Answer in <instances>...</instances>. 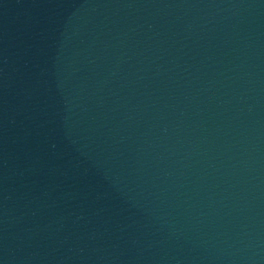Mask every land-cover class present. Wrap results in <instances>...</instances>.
<instances>
[{"label":"water","instance_id":"95a60500","mask_svg":"<svg viewBox=\"0 0 264 264\" xmlns=\"http://www.w3.org/2000/svg\"><path fill=\"white\" fill-rule=\"evenodd\" d=\"M0 264H264V0H0Z\"/></svg>","mask_w":264,"mask_h":264}]
</instances>
